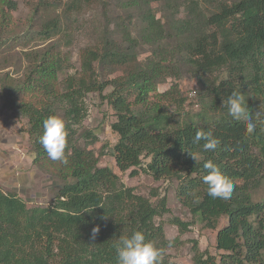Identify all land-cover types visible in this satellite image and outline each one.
I'll list each match as a JSON object with an SVG mask.
<instances>
[{
  "label": "trees",
  "instance_id": "1",
  "mask_svg": "<svg viewBox=\"0 0 264 264\" xmlns=\"http://www.w3.org/2000/svg\"><path fill=\"white\" fill-rule=\"evenodd\" d=\"M116 5L122 12L112 15L106 0H39V24L17 33L16 1L0 0V103L25 120L33 163L61 182L50 202L34 205L0 187V264H117L114 243L133 230L164 250L162 264H175L169 250L177 238L168 237L157 221L171 212L167 197L158 189L145 194L127 185L113 168L100 165L103 151L90 148L98 138L83 122L92 92L114 110L111 127L119 138L108 152L117 167L132 169V176L142 170L155 180L178 181L179 202L204 227L217 230V252L195 242L193 264H264V198L254 197L264 183V126L246 134L244 122L234 120L225 106L236 90L247 108L264 114V0H118ZM100 6L104 20L80 50V68L64 75L69 55L54 37L69 46L73 16ZM145 46L149 54L143 59ZM18 47L20 67L6 70ZM180 71L201 86L197 111L183 113L186 99L177 82L158 91L169 77H181ZM167 103L181 108L179 121ZM51 115L65 121L67 165L52 161L39 142ZM200 129L212 130L220 140L215 151H204V141L193 143ZM187 151L198 154L197 163ZM207 160L235 184L230 200L207 194ZM223 218L227 223L221 227ZM168 221L180 232L194 224L178 216ZM96 226L100 231L93 240Z\"/></svg>",
  "mask_w": 264,
  "mask_h": 264
},
{
  "label": "rangeland",
  "instance_id": "2",
  "mask_svg": "<svg viewBox=\"0 0 264 264\" xmlns=\"http://www.w3.org/2000/svg\"><path fill=\"white\" fill-rule=\"evenodd\" d=\"M14 1H16L18 7L12 12L15 31L18 33L33 25L37 26L42 16L41 12L36 11L39 0ZM106 1H109L112 15L122 12L116 5L118 0ZM154 5L159 7L156 3ZM61 9L60 7L59 11ZM101 12L100 6L88 9L78 16H73L70 21L72 24V36L70 44L68 43L69 46L64 45L67 42L66 40H61L60 35L54 37V41L60 39L58 41L59 44L62 45L63 51L69 55V68L66 69L64 75L65 73L75 72L80 68V50L91 41L92 31L97 28V23L101 24L104 20ZM113 17L111 16L110 19ZM48 42H33L30 48H38L49 44ZM142 51L140 57L144 59L149 54V49L145 46ZM21 54V47H18L16 52L9 58V63L13 66L6 68V70L13 69L16 64L20 67L21 59L19 56ZM61 76L63 75L61 74ZM174 82L179 84L183 98L186 99L182 107L185 109L183 113L199 110L201 107L199 100L203 92L197 80L191 75L182 73L181 77H169L164 83L159 85L158 91H166ZM109 91H111V87L104 93ZM86 104L88 112L83 123L87 128L93 129L97 135L98 141L90 145V148L94 149L98 154L103 151L100 165L113 168L121 175L127 185L135 186L139 192L149 194L154 189H158L162 196L165 195L167 197L171 212L159 217L157 221L164 223L168 237L177 238L175 247L169 250L175 264H193L192 247L195 242L198 243L202 250L208 249L210 252L216 253L217 230L204 227L199 218L193 217L190 211L179 202L176 194L178 181L155 180L150 174L142 170H139L135 176L131 175L132 169L125 172L121 171L116 165L115 158L108 152L119 138L111 127L112 122L116 120L113 108L98 92L89 93L86 96ZM166 107L173 114L175 121H179L181 108L168 103ZM25 126V120L19 119L12 110L4 108L0 103V187L5 191L17 192L30 205L46 204L53 199L55 190L61 182L33 163L34 153L31 150V142ZM254 197L256 200L264 198V183L255 192ZM174 216H178L184 221H193L194 224L190 226L188 231L180 232L178 226L168 221L169 218ZM226 223L227 219L223 218L220 226L222 227Z\"/></svg>",
  "mask_w": 264,
  "mask_h": 264
},
{
  "label": "clouds",
  "instance_id": "3",
  "mask_svg": "<svg viewBox=\"0 0 264 264\" xmlns=\"http://www.w3.org/2000/svg\"><path fill=\"white\" fill-rule=\"evenodd\" d=\"M228 114L236 121H243L246 134L255 132L257 125L264 126V119L260 111L252 112L246 107V98L234 90L227 98L226 105ZM202 144L204 151H215L220 140L214 136L212 130H197L193 138L194 144ZM40 144L47 152L52 161H59L63 165L69 163L65 153L67 145V131L63 118L58 115H51L43 122V134L40 137ZM190 157L197 163L198 154L187 151ZM207 174L203 177L207 184V194L213 199L219 198L224 201L231 199L235 190V184L230 178L223 175L219 166L212 160L203 164ZM99 226L93 227L91 239L95 240L99 234ZM114 247L117 253V264H162L164 250L158 247L155 241L148 240L140 230H133L130 234L120 235L115 241Z\"/></svg>",
  "mask_w": 264,
  "mask_h": 264
}]
</instances>
